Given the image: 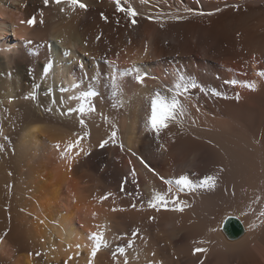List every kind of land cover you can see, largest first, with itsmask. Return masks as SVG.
<instances>
[{
  "label": "bare ground",
  "instance_id": "1",
  "mask_svg": "<svg viewBox=\"0 0 264 264\" xmlns=\"http://www.w3.org/2000/svg\"><path fill=\"white\" fill-rule=\"evenodd\" d=\"M81 2L0 0V264H264V0H121L135 24ZM178 74L196 87L157 138L149 99ZM182 175L183 211L149 207Z\"/></svg>",
  "mask_w": 264,
  "mask_h": 264
},
{
  "label": "snow or ice",
  "instance_id": "2",
  "mask_svg": "<svg viewBox=\"0 0 264 264\" xmlns=\"http://www.w3.org/2000/svg\"><path fill=\"white\" fill-rule=\"evenodd\" d=\"M55 3H67L68 7L71 8L73 11H75L76 8H80L82 10H87L86 4L82 3L81 0H54ZM45 5L49 3V0H44ZM117 10L118 11H124L127 13L129 17H132V23L135 24L136 20L135 17L138 15L136 10L132 8L130 5L128 7H122L121 6V0H115ZM61 11H64L62 8ZM42 15V13H41ZM43 21H41L42 23ZM28 24L32 25L35 23V18L32 20H29L27 22ZM30 43V41H29ZM124 75H133L135 76V80L138 83H143L147 73H141V70L133 66L128 69L123 70ZM261 75H264V73H261ZM235 83V82H233ZM247 87L251 88L252 90H255V85L250 84L246 85ZM196 87L194 83L187 82L186 78L183 75H177L176 80L174 81L173 85L167 89V93L165 94V91L163 90H156L154 94L150 97L149 103H150V111L146 118V130L149 132H152L157 138H159L160 134L169 127L171 123L176 122L177 116L183 115L185 111V106L181 102L180 97L187 93L190 88ZM96 95L95 92L92 91H85L82 93L81 97H78L77 99L81 100L82 102L79 105L78 109H70L69 111H78L82 115L86 112L90 113L94 111L95 109L87 103V100L89 97H92ZM238 98V97H237ZM81 125L84 124V120L81 119L80 121ZM87 135V133H85ZM113 137H115V133H113ZM107 143V141H104L101 143L100 147H104V145ZM80 140H76L75 142H69L64 151L61 152V158H64L65 156H68L69 159H71V152L74 148H79ZM56 147L59 149L60 145L57 144ZM80 151H83V149H80L76 152V155L80 154ZM163 179V178H162ZM216 177L215 176H206L205 179L202 182V186L213 188L215 187ZM164 183L168 185L167 192H156L154 194L153 199L149 202V207L156 208L158 205L161 206H167L169 203V196L172 197V202L176 205L175 209L176 211H183L184 208L182 206V202L178 199V192H182L185 189H191L192 184L189 181L187 176H180L179 179L175 180L174 182L172 180H164ZM173 183L176 186L177 191H173ZM106 198V197H104ZM261 215H264V213H261ZM92 237L96 240V248L93 250V256L95 255L96 251L99 249L101 244H105L106 242L103 239V233H92ZM121 254H123L124 249H119ZM196 252H203L206 251V249L202 248H196Z\"/></svg>",
  "mask_w": 264,
  "mask_h": 264
},
{
  "label": "water",
  "instance_id": "3",
  "mask_svg": "<svg viewBox=\"0 0 264 264\" xmlns=\"http://www.w3.org/2000/svg\"><path fill=\"white\" fill-rule=\"evenodd\" d=\"M223 229L231 238L239 237L243 233V227L236 218H229L224 224Z\"/></svg>",
  "mask_w": 264,
  "mask_h": 264
},
{
  "label": "rangeland",
  "instance_id": "4",
  "mask_svg": "<svg viewBox=\"0 0 264 264\" xmlns=\"http://www.w3.org/2000/svg\"><path fill=\"white\" fill-rule=\"evenodd\" d=\"M10 38H12L13 36L11 35V33L9 34ZM30 55H33V54H30Z\"/></svg>",
  "mask_w": 264,
  "mask_h": 264
}]
</instances>
